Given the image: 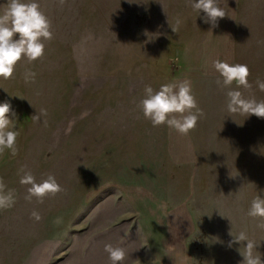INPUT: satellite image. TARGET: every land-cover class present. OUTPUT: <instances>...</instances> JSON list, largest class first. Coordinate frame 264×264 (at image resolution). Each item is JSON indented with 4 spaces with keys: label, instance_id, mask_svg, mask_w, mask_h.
Masks as SVG:
<instances>
[{
    "label": "rangeland",
    "instance_id": "obj_1",
    "mask_svg": "<svg viewBox=\"0 0 264 264\" xmlns=\"http://www.w3.org/2000/svg\"><path fill=\"white\" fill-rule=\"evenodd\" d=\"M36 2L51 21L53 38L40 59L24 58L11 79L0 78V103H10L9 118L15 112L22 130L18 154L0 156V178L16 191L14 207L0 211V264H110L105 244L124 248L123 264H156L119 195L121 184L144 180L157 182L173 200L189 194L191 264H241L238 250L246 242L228 247L240 231L260 243L264 261V229L247 215L255 196L264 199V118L230 114L228 89L217 86L218 76L196 77L192 91L204 112L192 130L196 166H131L141 164L132 156L158 138L141 133L138 81L168 79L182 59L218 51V45L222 50L225 18L212 27L188 0ZM6 3L0 0V13ZM240 11L236 63L248 66L252 88L238 90L261 101L264 91L255 81L264 80V0H241ZM26 70L36 73L34 83H25ZM41 108L48 115L34 123ZM107 154L113 161L105 160ZM22 167L37 182L54 175L64 191L42 203L25 200Z\"/></svg>",
    "mask_w": 264,
    "mask_h": 264
},
{
    "label": "clouds",
    "instance_id": "obj_2",
    "mask_svg": "<svg viewBox=\"0 0 264 264\" xmlns=\"http://www.w3.org/2000/svg\"><path fill=\"white\" fill-rule=\"evenodd\" d=\"M58 2L63 5L65 0H58ZM221 5V0H188V6L198 14L203 12L204 22L210 23L212 27H216L217 21L228 15L226 0H224L225 6L221 7ZM180 25L181 20L178 18L171 27L172 32L179 31ZM51 27V21L41 11L36 0H27V2L7 0L3 12L0 13V78L11 79L17 63L24 58L29 62L41 58L44 55L45 41L51 40L54 35ZM212 67L218 73L217 86L228 89L226 107L230 114L264 118V100L257 101L254 97L246 98L238 90L252 88L248 80L250 70L246 64H230L216 59L212 62ZM23 78L25 83H34L36 73L26 70ZM255 83L260 91H264V80L257 79ZM234 84L235 89L232 88ZM138 107L143 117L150 120L153 127L166 125L182 136L194 130L198 120L204 116L203 110L199 108L192 94L190 81L186 79L162 84L159 90L145 85L144 98L140 100ZM10 110L9 102L0 103V156L6 152L16 156L19 151L18 138L22 130L18 128L15 112H11V118H9ZM47 115V110L41 108L40 112L33 115L31 119L34 123H39L41 118ZM43 123L47 126L46 119ZM19 173L21 174L20 184L28 186L25 200L29 202L36 198L42 203L45 197H55L64 191L54 175L49 174L46 179L37 182L35 176L25 167H22ZM15 203V189L7 188L3 179L0 178V211L11 209ZM30 215L36 221L41 219L40 214L35 210ZM247 215L259 218L261 222L257 224V227L264 229V199L258 195L255 196L250 203ZM229 235L232 236L230 233ZM243 242H246L243 251L238 250L243 257L241 264H264L261 259L262 254L257 251L260 243L250 238L245 231H240L229 242L228 247H231L233 243ZM104 251L108 254L110 264H123L126 258L123 247L105 244Z\"/></svg>",
    "mask_w": 264,
    "mask_h": 264
},
{
    "label": "crops",
    "instance_id": "obj_3",
    "mask_svg": "<svg viewBox=\"0 0 264 264\" xmlns=\"http://www.w3.org/2000/svg\"><path fill=\"white\" fill-rule=\"evenodd\" d=\"M241 0H228L225 16V33L222 50L212 49L210 52H199L190 60H181L177 75L171 74L168 79L142 80L137 93L144 95L145 85L154 90L173 81L188 80L193 91L196 77L202 75L218 76L212 67L216 59L234 64L237 61V38L235 34L240 11ZM232 32V34H231ZM178 53V52H177ZM137 83V84H138ZM147 130V131H146ZM158 137L154 143L147 145L141 156H132L131 161L141 164L131 166L194 168L197 160V148L192 138V131L186 136L173 131L166 125L153 127L150 120L144 118L141 133ZM105 135L113 136L112 129H105ZM113 141H111L112 143ZM105 160L113 161L107 154ZM154 180L121 184L119 195L128 206L138 231L153 255L156 264H191L192 258L186 246L194 229V220L189 205V194L184 198L173 200L164 195L161 187ZM185 244V246L183 245Z\"/></svg>",
    "mask_w": 264,
    "mask_h": 264
}]
</instances>
